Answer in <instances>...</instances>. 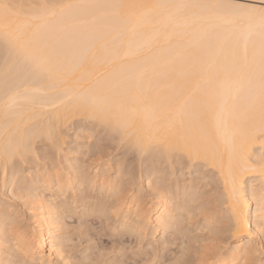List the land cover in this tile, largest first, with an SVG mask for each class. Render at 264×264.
Here are the masks:
<instances>
[{
  "label": "bare ground",
  "instance_id": "6f19581e",
  "mask_svg": "<svg viewBox=\"0 0 264 264\" xmlns=\"http://www.w3.org/2000/svg\"><path fill=\"white\" fill-rule=\"evenodd\" d=\"M12 6L13 12L23 20L38 13L45 4L61 2H77V0H3ZM107 4H143L179 2V0H88ZM239 4L255 3L261 0H235ZM96 33V56H89L82 61L83 48L67 46L62 56L66 67H75V72L67 79L66 84L53 88L47 79L24 77L23 87L29 89L31 98L21 105V114L5 119L0 112V171L13 170L15 162L22 161L27 155H35L33 145L46 141L50 145L58 144L62 137L61 128L70 120L81 118L93 121L97 126L116 134L131 154L145 157L152 163L153 171L157 172L161 163L169 165L178 163L183 166V159L188 167L200 166L212 171L221 187L222 200L227 210L229 232L234 239L233 246L227 249L225 257L203 259L204 264H250V256L256 248L251 241L254 231L264 230V135L255 132L247 138L243 145V160H233L230 166V155L233 147L239 148L240 136L233 137L237 129L238 109L231 108L232 101L223 109L220 94L229 95L231 85L226 74L219 65H210L208 59L209 40L197 34L193 25L173 26L164 17L146 20L138 15L125 14L124 10H108V16L94 25ZM222 38V37H221ZM215 49V41L211 42ZM227 51V48H225ZM16 58L0 39V77L5 71L15 74ZM209 77L211 78L209 80ZM101 82H131L138 85L144 102L137 105L143 112L146 109L159 111V105L170 104L178 99L186 101L185 126L189 133L210 145V151L189 158L184 142H178L172 149L162 152L141 149L134 140H129L120 127L106 125L90 118L86 113L77 111L75 97L88 87ZM70 89L65 92L64 89ZM35 90V91H33ZM73 97L69 99L68 97ZM0 94V100H2ZM240 104V100L236 101ZM151 116V111L147 112ZM19 129L26 138H31L30 149L23 159L16 157L5 161L6 142L12 139ZM147 145V141H145ZM129 152V153H130ZM137 156V157H138ZM34 157V156H33ZM184 160V161H185ZM9 168V169H8ZM36 185L44 187L54 195L64 196L70 181L63 182L55 177V182L42 179ZM44 178V177H43ZM235 180L239 203L229 198L226 180ZM106 182L101 181L100 190ZM168 187V186H167ZM178 188L172 191L169 187L162 188L157 204L153 207L138 209L132 202L118 204L115 200L112 213L117 216L124 207L121 224L129 233H141L152 219V234L164 235L173 230L179 221V212L185 210L187 199H177L185 194L190 187L176 183ZM50 192V193H51ZM77 196H82L78 190ZM116 196V195H115ZM118 200V199H117ZM190 202V201H189ZM120 203V202H119ZM132 203V204H131ZM102 204V203H101ZM100 203H97L99 208ZM118 204V205H116ZM39 205V204H38ZM156 205V206H155ZM50 203L42 201L36 207V228L29 234H19L13 226L5 227V213L0 211V264H50L51 258L61 257L62 241L57 235V214L50 208ZM104 206V205H102ZM101 206V207H102ZM104 208V207H102ZM101 208V209H102ZM100 210V208L98 209ZM260 212V214H259ZM179 232V231H178ZM13 241L9 247L11 253H5L4 245ZM47 253V254H46ZM217 256H219L217 254ZM19 258L20 262L11 261Z\"/></svg>",
  "mask_w": 264,
  "mask_h": 264
},
{
  "label": "snow or ice",
  "instance_id": "6c2138e0",
  "mask_svg": "<svg viewBox=\"0 0 264 264\" xmlns=\"http://www.w3.org/2000/svg\"><path fill=\"white\" fill-rule=\"evenodd\" d=\"M111 9L124 10L125 14L146 20L164 17L173 26L191 24L198 35L208 38L210 65H219L231 85L229 95L220 94L221 108L231 100L232 110H239L237 129L232 135L240 136V145L233 147L230 166L233 160L242 161L247 138L257 131L264 135V0L259 4H239L235 0H179L151 5L77 0L45 4L38 13L23 20L13 12L11 5L0 0V39L13 53L18 66L15 74L5 71L0 77L3 97L0 112L5 119L20 115L22 103L31 99L27 95L29 89L21 83L24 77L47 79L53 88L66 84L76 69L66 67L62 56L65 47L83 48L82 61L96 56L94 25L106 18ZM212 41H215V49ZM64 91L67 93L70 89ZM238 99L240 104L236 103ZM75 100L77 111L106 125H113L115 121L123 134L141 149L162 152L182 141L190 159L210 151V145L191 135L185 126L186 101L178 99L173 102L175 106L162 104L158 112L154 106L142 113L137 105L144 102V97L138 85L100 80ZM149 111L151 116L146 114ZM30 146L31 138L17 129L15 136L6 142L5 161L23 159ZM225 187L229 198L239 203L234 178L226 180ZM256 255L260 256L259 264H264V249ZM175 264L187 262L181 259Z\"/></svg>",
  "mask_w": 264,
  "mask_h": 264
},
{
  "label": "rangeland",
  "instance_id": "374dc122",
  "mask_svg": "<svg viewBox=\"0 0 264 264\" xmlns=\"http://www.w3.org/2000/svg\"><path fill=\"white\" fill-rule=\"evenodd\" d=\"M61 133L58 144L37 140L35 155L11 164V172L0 171V211L5 213V227L13 221L17 233L29 234L36 228L35 209L42 201L56 211L62 250L61 257L51 258L50 264H175L181 259L187 264H204L205 257L223 259L233 246L221 187L212 171L188 167L183 159V166L161 163L151 175L150 161L131 154L116 134L91 120L72 119ZM36 173L42 176L37 179L40 184L42 179L53 184L55 177L72 184L64 196L54 195L53 189L50 193L35 184ZM101 181L106 182L102 190ZM176 183L190 187L177 198L190 202L185 201L186 209L179 212L177 226L164 235L152 234V219L141 233H129L121 224L124 207L122 214L112 213L117 202H132L138 209L153 207L160 196L157 193L168 187L175 192ZM78 190L85 199L77 196ZM97 203H102L100 210ZM251 241L256 251L249 263L259 264L256 253L264 249V230L254 231ZM12 242L4 245L5 253H11Z\"/></svg>",
  "mask_w": 264,
  "mask_h": 264
}]
</instances>
